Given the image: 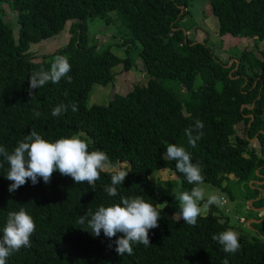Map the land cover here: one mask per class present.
<instances>
[{
    "label": "trees",
    "instance_id": "obj_1",
    "mask_svg": "<svg viewBox=\"0 0 264 264\" xmlns=\"http://www.w3.org/2000/svg\"><path fill=\"white\" fill-rule=\"evenodd\" d=\"M209 3L221 36L244 35L264 44V0ZM0 5L10 8L7 16L0 11V146L13 150L32 129L52 141L78 134L89 151H104L113 166L130 165L116 197L104 191L111 171L101 172L95 190L55 171L48 184L42 178L35 185L29 180L10 193L8 166L0 167V236L7 213L21 207L36 225L30 246L14 252L6 264H223L225 259L228 264H264V233L254 241L239 233V250L226 253L212 238L230 228L217 215L216 205L198 217L196 226L177 221L180 204L175 193L161 197L160 182L150 179L168 169L179 181L178 192L194 187L177 171L175 161L167 159V144L175 143L201 165L204 183L227 189L224 181H237L245 191L254 190L251 185L264 189V184H250L264 181V47L218 56L211 47L194 43L179 25L183 0H0ZM113 12L130 32L122 43L124 58L88 34V20L111 23ZM14 13L15 27L6 20ZM68 22L71 36L65 46L43 55L30 50L58 35ZM132 48L148 75L147 84L116 94L107 105L87 107L94 84L115 82L118 65L125 72L134 67ZM58 55L71 65V81L64 77L59 83L48 82L30 96V74L49 70ZM198 78L201 83L196 85ZM61 103H75L78 111L69 108L53 117L52 109ZM196 120L203 121V135L192 147L184 130ZM241 124L243 136L237 134ZM256 135L260 149L249 142ZM121 196H142L161 210L158 227L149 230L151 244H134L133 254L124 256L115 251L122 233L110 239L101 231L97 237L81 228L86 224H78L88 209L95 212Z\"/></svg>",
    "mask_w": 264,
    "mask_h": 264
},
{
    "label": "clouds",
    "instance_id": "obj_2",
    "mask_svg": "<svg viewBox=\"0 0 264 264\" xmlns=\"http://www.w3.org/2000/svg\"><path fill=\"white\" fill-rule=\"evenodd\" d=\"M71 65L63 55L55 57L49 70L41 69L33 72L29 77V95L33 89H38L48 82L59 83L62 78L67 77ZM71 108L72 112L78 111V105L58 104L52 111L53 117L60 116ZM36 115H39L37 112ZM204 124L196 120L194 125L186 128L190 146L195 147L196 142L202 137ZM167 159L175 161V167L182 173L187 182L194 187L190 191L175 193L180 204V213L177 221L183 220L190 226H196L197 219L203 209L212 205L219 206L222 201L215 193H209L205 199V190L200 187L204 184L202 167L194 163L191 154L182 145L168 143L166 147ZM0 167L8 166L5 177L12 181L8 191L14 192L23 186L27 181L33 185L42 178L45 184L51 182L52 174L59 171L61 175L70 176L77 184L87 182L95 190V182L100 179L101 172L111 169V183L104 187V191L111 197L119 195L118 187L123 182L129 171L120 166H113L108 155L101 150L89 151V145L81 139L78 134L61 137L54 141L45 139L39 132L32 129L24 138L18 141L17 146L9 151L6 147L0 146ZM83 194V193H82ZM201 202H204L203 209ZM153 204L146 201L142 196H121L119 202L108 206L100 205L95 212L88 209L79 217V225L89 230L93 236H99L101 231L108 238L115 237L122 233L115 240V251L124 256L133 254V245L142 244L149 246V230L158 227V220L161 216ZM35 223L31 215L21 207L19 211L7 213L6 224L0 236V264H6L7 258L22 247L30 246V237L35 230ZM223 246V250L229 254H235L239 248L238 233L227 229L212 237ZM223 264H228L227 259Z\"/></svg>",
    "mask_w": 264,
    "mask_h": 264
},
{
    "label": "rangeland",
    "instance_id": "obj_3",
    "mask_svg": "<svg viewBox=\"0 0 264 264\" xmlns=\"http://www.w3.org/2000/svg\"><path fill=\"white\" fill-rule=\"evenodd\" d=\"M184 5L180 6L182 9L181 14L183 13L184 18L180 21V27L185 29L186 34L189 38L194 41V43H202L207 47H211L216 55L222 56V53L225 55H233L241 53L244 49L250 50L253 46H259L263 49L264 44L256 38L245 37L244 35L232 36L226 35L221 36L219 34V21L218 17L212 12L209 0H183ZM0 11L3 16H7L10 8L8 5L1 6ZM16 13L6 17V20L13 27L17 24ZM116 12L112 13L113 20L111 23H107L103 18H96L93 20H88V34L91 41L97 39L101 44L105 46L112 47V51L124 58L126 56L125 50L122 47L123 39H126L130 36L129 30L121 23L119 18L116 16ZM70 22H68L65 28L56 36L41 41L38 44L31 46V51L36 52L39 55L51 54L56 52L59 48L65 46L68 43L70 38ZM257 55L260 53L257 51ZM130 57L135 60V65L130 71H123L122 65H118L114 68L116 73V80L113 83L108 85L94 84L92 87V92L87 101V107L92 105H107L116 94L125 95L133 89L135 85H146L148 81V75L143 68L141 59L138 56L135 48H132L130 52ZM236 60H233L232 64ZM230 64V63H229ZM228 64V65H229ZM232 66V65H231ZM201 80L198 78L196 80V85H199ZM217 86H220L218 84ZM264 132L263 130L261 131ZM237 134L240 136L244 135V126L243 124L239 125ZM258 135L250 139V145L260 149L261 144L257 139ZM120 167L125 170H130V165L128 162H119ZM107 171H111L108 169ZM150 179L155 182H160V196L169 195L170 193H177L179 191V181L176 175L168 170L162 169L154 172ZM233 179V177H231ZM171 181V182H169ZM169 182L168 184H165ZM254 182L252 180L250 184ZM224 186H227V189L222 187H217L210 183H204L200 185L205 190V199L209 193H215L220 198L222 203L217 206V215L221 216L220 219L222 222L228 221L230 228L235 232L242 233L247 236L251 241H254L253 238L263 236L264 233V217L263 221L259 224V228L255 229L249 227L247 224L250 223L248 220H257L258 213L249 210V202L255 200V203L258 202L259 198L262 196L261 200L264 201V189L262 186L251 187L254 190L244 189L245 185L235 182L224 181ZM249 186V185H248ZM251 188V189H252ZM256 190H259V193L256 195ZM256 197V198H254ZM248 198H251L248 199ZM254 198V199H252ZM204 202H201V207L203 209ZM209 211V208L203 209V215H206ZM263 214V213H261ZM261 219V218H260ZM245 220V222H242ZM254 224V223H253ZM256 224V226L258 225Z\"/></svg>",
    "mask_w": 264,
    "mask_h": 264
},
{
    "label": "crops",
    "instance_id": "obj_4",
    "mask_svg": "<svg viewBox=\"0 0 264 264\" xmlns=\"http://www.w3.org/2000/svg\"><path fill=\"white\" fill-rule=\"evenodd\" d=\"M262 196L263 195H261V197L259 198L257 203H255V200L249 202L250 208L248 207V209L249 210L251 209V211L258 213V216H257V220H254V219L253 220H248V222H250V223H248L247 225H250V224H253V223L254 224H258V221L260 223L262 222V219H259V217L263 216V214H264V201L261 200ZM261 213H263V214H261Z\"/></svg>",
    "mask_w": 264,
    "mask_h": 264
},
{
    "label": "water",
    "instance_id": "obj_5",
    "mask_svg": "<svg viewBox=\"0 0 264 264\" xmlns=\"http://www.w3.org/2000/svg\"><path fill=\"white\" fill-rule=\"evenodd\" d=\"M233 62V60L230 62V64L229 65H231V63ZM239 64V60H237V65ZM238 67V66H237ZM258 172V171H257ZM255 183H257V184H259V185H262V184H264V181H254Z\"/></svg>",
    "mask_w": 264,
    "mask_h": 264
}]
</instances>
